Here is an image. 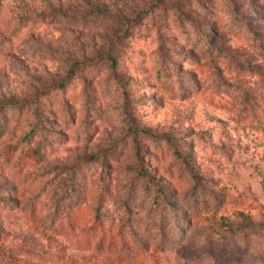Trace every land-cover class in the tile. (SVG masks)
<instances>
[{"label":"rangeland","instance_id":"obj_1","mask_svg":"<svg viewBox=\"0 0 264 264\" xmlns=\"http://www.w3.org/2000/svg\"><path fill=\"white\" fill-rule=\"evenodd\" d=\"M2 103L0 264H264V0H0Z\"/></svg>","mask_w":264,"mask_h":264},{"label":"trees","instance_id":"obj_2","mask_svg":"<svg viewBox=\"0 0 264 264\" xmlns=\"http://www.w3.org/2000/svg\"><path fill=\"white\" fill-rule=\"evenodd\" d=\"M109 58L111 59V63L115 62V58L111 55H109ZM5 105V103H2L0 106L3 107ZM193 177H196V175H193Z\"/></svg>","mask_w":264,"mask_h":264}]
</instances>
